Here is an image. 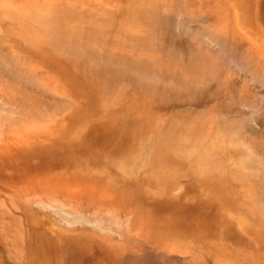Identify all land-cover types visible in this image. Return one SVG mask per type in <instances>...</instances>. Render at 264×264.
Returning <instances> with one entry per match:
<instances>
[{
    "label": "bare ground",
    "instance_id": "bare-ground-1",
    "mask_svg": "<svg viewBox=\"0 0 264 264\" xmlns=\"http://www.w3.org/2000/svg\"><path fill=\"white\" fill-rule=\"evenodd\" d=\"M221 1L223 2V0L208 2L206 0H130L126 9L120 8L114 12L101 13L77 10L70 2L43 10L32 9L31 12L15 9L9 2L1 1L6 12L4 16H0V155L7 152L26 155L28 151L35 149L40 157H46L40 152L47 150L44 144L48 138H52L53 141L55 133L47 134L46 137L38 130L31 131L29 135V130L27 136L30 138L19 140L13 126L40 115L44 119L39 126L47 127L44 126L47 117L51 118L55 113L67 111L76 105L68 99L66 101L62 99L63 93L58 84L54 83L53 70H56L61 76H66L77 85L80 81L84 83L89 89L85 87L89 91L86 92L87 96L92 100L94 107L103 109L102 112H108L109 107L122 106L120 102L129 109L135 124L137 123L139 127L137 140L131 137L134 144L130 146L126 142V139H130L128 136H118L113 138L111 143L115 145L112 148L114 155L131 151V157L124 160L125 164L122 162L119 165L124 175L139 177L147 167L151 168L163 161L172 160L171 163L176 167L173 172L178 171L179 174L190 175L197 179L208 176L216 183L230 182L239 187L242 185L251 189L253 187V190L258 189L264 193V130L257 131L248 125L250 122H256L260 116L258 114L263 112L261 108L264 104L261 107L257 105L258 103L251 102L253 98L250 100L249 98L253 97V92L260 91L257 85L264 89V74L261 73L264 65L263 68H259L261 64L258 57L256 58L253 52H250L253 57L246 55L249 53L242 50L244 43L239 45L237 43L240 42L239 39L235 41L236 38L246 39L241 32L236 31V35L233 34L234 38L227 33H231L230 28L220 20L222 14L218 13L220 10L217 9L224 8ZM257 10L256 17L264 28V0H258ZM15 22L16 27L13 26ZM127 23L132 25L128 26ZM15 44H25L39 49L45 68L39 65L34 57V60L24 57L17 51ZM249 47L245 49L250 51ZM141 54L148 56L149 59L141 58ZM222 54L234 56L233 59L238 55L239 58L236 60L238 68L234 67V70L240 76L248 75L244 76V80L241 79L240 85L236 86L232 81L234 74L228 73L226 67L218 63ZM259 55L262 54L258 52ZM254 57L256 60L253 59ZM234 76L237 77L236 74ZM111 77L121 81L115 82L114 88L109 91L105 82ZM85 81L91 82L92 87L97 85L99 89L95 91ZM230 94L237 97L238 103H243L245 112L236 111L234 103L230 105V109H225L223 101H230L232 99ZM259 98L258 101L263 103ZM257 106L261 107L259 110L262 111L259 112ZM136 108L138 111L134 114L132 111ZM228 116H232L233 120H227ZM216 118L220 120L217 121ZM33 125L37 126L35 123ZM135 132L136 130L134 134ZM29 139L30 142L24 144L30 143L33 147L18 145ZM57 142L61 143L63 140ZM87 142L90 143H85L88 146L92 145L89 140ZM80 145L73 149V152L76 151L77 155L81 154L84 157L91 156L90 152L91 149L92 152L94 151L93 148ZM123 145L127 147H121ZM50 153L51 150L46 155ZM103 153L108 154L107 151ZM103 158L99 152H96L92 157L79 159L87 164L89 161L96 164ZM62 159L70 160V163L74 161L68 156ZM79 159L76 161L81 162ZM42 165L48 168L51 162L43 160ZM73 165L75 167V164ZM51 182L56 181L45 178L38 182L44 184V188H41V193L44 194L41 196L47 198L44 200L45 198L41 197V200L57 202V199H60L61 203L73 200L71 203L75 204L82 201L89 203L88 206L94 203L103 204L102 198L101 201L92 199L84 201L92 197L84 194V192H92L90 189L80 186L67 189L64 188L66 182L61 180L57 187H52L54 184ZM26 185V188L22 189L28 191L18 190L17 193L23 195L27 192L25 202L29 204L38 193L34 190V183L27 182ZM181 189L175 190L176 197L180 195ZM251 204L254 210L258 208L264 210L262 198L253 197ZM43 208L49 211L43 214L48 217L49 225L55 232L69 227L68 232L72 233L71 226L76 223H80L78 228L86 230L87 226L99 233L111 226L119 231L122 227L116 229L114 225L126 224L124 219L129 222V218L124 214L125 218L122 216L124 219L118 217L124 222L120 219V222H117V219L114 220L115 215H112L114 213H109V217L98 218L101 220L95 225L93 223L98 219L92 218L91 221L88 214L74 211L67 214L58 205L53 204ZM120 213L122 214V211ZM109 218L114 223H109L110 227L104 224L106 226L104 227L102 220ZM126 227L129 230L128 225ZM116 231L112 232L116 235L120 234L119 238L122 241L134 243L133 246H136L139 252L149 248L150 244L143 241L144 236L140 238L134 234L139 233L138 230L134 233L130 231L125 233L127 230L123 233ZM131 234H134V237ZM67 242L68 249L74 254L76 249L73 242L70 240ZM96 244L100 248H111L105 239ZM151 247L159 253L163 250L161 248L160 251V245L156 243ZM152 248L148 250L151 251L150 253L148 251H146L148 254L144 253L146 257L149 254L152 256L153 253L160 257L164 256V253H161L162 256L158 251L152 252ZM31 249L30 247L29 254H32ZM166 255V260L170 262V255L168 257ZM158 256H154L155 262ZM143 257L139 258L144 259ZM146 259L142 261H147ZM127 260H122L124 262L120 260L121 264H132L131 261L134 259L130 261L127 258ZM163 260L166 262L164 264H168L165 259ZM202 261L200 263L205 264Z\"/></svg>",
    "mask_w": 264,
    "mask_h": 264
},
{
    "label": "rangeland",
    "instance_id": "rangeland-1",
    "mask_svg": "<svg viewBox=\"0 0 264 264\" xmlns=\"http://www.w3.org/2000/svg\"><path fill=\"white\" fill-rule=\"evenodd\" d=\"M5 1L9 2L15 9L31 12L32 9L43 10L67 2L76 6L77 10H86L88 13H93L94 11L97 13L103 11L114 12L120 8L126 9L130 4V0ZM221 3L224 4V8H217L220 10L218 13L222 14L220 20H223L224 24L229 26L231 33L226 32L233 38L236 35V31L238 33L241 32L246 39L235 37V41L239 39L238 41L240 42H237L238 44L242 45L244 43L242 50L245 53L248 52L249 54L246 55H251V57L255 54V57L260 60L261 65H259V68H263L264 28L256 17L258 0H223ZM5 12L6 9L0 3V16H4ZM127 24L128 26L132 25ZM13 26L16 27L17 23L15 22ZM233 34L235 35L233 36ZM14 46L24 57L37 60L39 65L45 68V63L39 55V49L31 48L25 44H15ZM245 47H249L250 51L246 50L247 48L245 49ZM242 50L240 51L242 52ZM250 52H253V55ZM258 52L262 55L258 56ZM142 54H144L143 51ZM142 54L141 58L149 59L148 56H143ZM233 57L231 55H223L218 59V63L226 67L228 73L237 75V77L232 75V81L238 86L237 84L240 85L242 83L241 79L244 80V76L248 75L242 74L240 76L234 70V67L238 68L236 60L239 57L237 59L235 57V60ZM53 71H55L54 83L58 84L63 93L62 99L65 101L68 99L69 102H73L76 105L67 111L63 110L55 113L51 118L47 117L46 123H44V126L46 125L47 127L39 126L44 119L40 115L23 124L14 125L13 127L16 130L12 127L19 140L30 138V136H27V131L29 130V135H31V131L38 130L44 133L46 137L50 133H55L56 136L53 141L51 140L52 138H48L44 144L47 146V150L40 152L46 157H40L35 149L28 151L26 155H18L13 152L0 155V264H117L120 260L126 261L127 258L130 261L132 259L136 261L137 259L136 263L132 260V264H160L161 262L164 264L166 262L163 259L166 260V254L170 255H166L167 257H171L170 262L166 260L168 264H202L200 263L202 260H204L202 262L205 264H264V210H261L262 208L254 210L251 204L253 197L255 199H264L263 192L258 189L253 190V187L252 189L243 185L239 187L237 184L230 182L219 181L221 184L216 183L210 180L208 176L197 179L190 175L179 174L178 171L173 172L176 167H174L171 163L173 161L170 159L171 162L163 161L151 168L147 167L139 177L136 175H124L119 169V165L122 162L125 164L124 160L131 157V151L114 155L112 148L115 145L111 143L113 138H118V136H128L130 139H126V142L130 146L134 144V140L131 137L137 140L139 127L137 123L135 124V119L127 106L120 102L119 104H122V106L109 107L108 112L104 113L102 112L103 109L94 107L92 100L86 94L89 89L84 83L80 81L77 85L74 81L68 80L66 76H61L58 71ZM261 73L264 74V68L261 69ZM120 81L111 77L105 84L110 91L114 88L115 82ZM85 82L95 91L99 89L97 85L92 87L91 82ZM257 88L260 90V94H258V91L253 92V97H250L249 100L253 98L251 102H256L255 104L258 103L257 105L262 107L264 104V92L262 93V91L264 89L258 85ZM257 88L256 90H258ZM230 97H232L230 101H223L225 109H230V105L234 103L236 111L242 110L245 112L243 103H238L237 97H233V94H230ZM259 97L263 103L258 101ZM247 103L250 104L248 101ZM261 107L257 108L259 112L262 111L259 110ZM263 107L261 108L263 109L262 114L261 112L257 111L259 114L256 112V114L260 115H257L258 119L256 122L248 124L257 131L264 130ZM137 111L138 109L136 108L132 112L135 114ZM226 119L233 120V117L228 116ZM216 120L219 121L220 118H216ZM33 123L37 126L34 127ZM60 140H63V142L58 143L57 141ZM88 140L92 145L88 146L85 144H90L87 142ZM27 142H30V139L18 145L33 147L30 143L24 144ZM35 142L34 140L33 143ZM65 143L66 145H64ZM79 145L93 148L94 151L92 152L91 149V156L88 157H92L96 152H99L104 158L100 159L96 164L91 162L92 167L90 168V161L87 164L79 159L80 157L85 159L88 157H84L81 154L77 155L76 151L73 152V149H76ZM121 147H127V145ZM50 150L52 153L46 155ZM103 151H107L108 154L103 153ZM107 155L110 157H107ZM61 156H68L69 159H74V161L79 159L81 162L76 161L74 163V161H71L72 163H70V160L62 159ZM43 160H48L51 165L48 168L45 167V165H42ZM73 164H75V167ZM45 178L56 181L51 182L54 184L52 187H57L59 180H61L66 182L64 183V188L67 189L78 186L90 189L92 192H84V194L92 197L84 199V201L91 199L101 201L104 199L102 201L103 204L94 203L92 206H88L87 204L89 203H82V201H79L80 203L77 202V204L71 203L73 200L61 203L60 199H57V202L44 201L47 199L42 197L44 193H41V188H44V184L42 185L38 182ZM27 182L34 183V190L38 193L29 204L25 202V197L28 196L27 192H24L23 195L17 193L18 190L28 191L22 189L26 188ZM179 188L182 189L180 195L176 197L174 192L179 190ZM131 191L133 192L131 193ZM41 197L45 199L41 200ZM119 198L120 200H118ZM129 198H133L131 199L132 201ZM48 204L58 205L67 214L72 211L79 214H88L91 221L103 216L109 217L112 213H114L112 215H115L114 220L117 219V222H120L124 216L128 217L129 222H126L127 219H124L125 217L123 218L126 224L123 225V223L120 224L115 221L117 225L114 226L117 227H115L116 229L122 227L121 229L125 230L128 225L129 230L126 227L127 232H125L126 230L120 231L121 229L117 231L120 233H134L138 230L139 233L134 234H137L140 238L144 236L143 241L150 244L149 248L139 252L140 250L133 246L134 243L122 241L119 238L120 234L116 235L113 233L116 230L109 225V223H114L111 218L106 219L109 221L102 220V225L107 224L110 227L105 228L104 232L100 231L99 233L87 226V231L78 228L80 223L71 226L73 227L72 233L68 232L70 230L69 227L55 232L49 225L48 217L43 214L49 212L43 208ZM119 211H122V214ZM118 217H121V219ZM100 220H96L93 224L97 225ZM93 224L92 226H94ZM105 225L104 227H106ZM133 227L136 231L132 230ZM134 234L131 235L134 237ZM99 238L105 239L112 249L98 247L96 243L102 240ZM69 240L75 246L74 254L68 249L67 241ZM155 243L160 245V251L161 248L164 250V252L162 250L160 253L157 250L159 254L164 253V256L161 254L163 257L153 253L155 257L158 256L156 262L153 254L152 256L150 254L149 256L147 255L148 257L144 254L150 253L151 251L149 252L148 250H151V246ZM165 246L168 247L165 248ZM30 247L32 248V254H29ZM173 249H175L174 252ZM153 250L155 249L152 248V252ZM139 257L147 258V261H142L144 259ZM150 257L153 258V261ZM121 261L118 264L124 262ZM127 261L129 262V260Z\"/></svg>",
    "mask_w": 264,
    "mask_h": 264
}]
</instances>
